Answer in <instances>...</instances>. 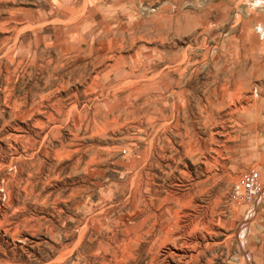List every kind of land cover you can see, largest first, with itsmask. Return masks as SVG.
Returning <instances> with one entry per match:
<instances>
[{
  "label": "rangeland",
  "instance_id": "1",
  "mask_svg": "<svg viewBox=\"0 0 264 264\" xmlns=\"http://www.w3.org/2000/svg\"><path fill=\"white\" fill-rule=\"evenodd\" d=\"M40 1L0 0V264H263L261 206L233 187L264 0H175L173 108L134 77L92 85L87 52L25 29Z\"/></svg>",
  "mask_w": 264,
  "mask_h": 264
},
{
  "label": "crops",
  "instance_id": "2",
  "mask_svg": "<svg viewBox=\"0 0 264 264\" xmlns=\"http://www.w3.org/2000/svg\"><path fill=\"white\" fill-rule=\"evenodd\" d=\"M174 4L175 0H41L35 7L25 9L22 15L25 29L40 34L39 38L67 39L87 52L75 54V57L92 65V85L101 87L104 80L110 77H134L140 81L135 86L138 102L141 100L146 104L154 98L157 101L165 99L167 108H173L175 74L182 71L176 63L181 62L184 56L179 54L175 59L167 52L159 54L158 45L164 44L163 39L175 35L178 28H173L170 36L164 32L168 25L159 27L158 22L159 19L168 21V17L173 22ZM178 6L180 9L181 6ZM205 11L202 9L199 12L203 13V18L198 16L202 30H206ZM146 14L150 15L147 17ZM183 18L181 12L180 20ZM185 31L180 28L176 32L183 36ZM9 61L13 60L8 58ZM144 92L150 97L141 95ZM241 122L243 132L237 144V169L243 172L255 169L259 173L261 191L254 204L261 206L263 220L259 224L262 231L258 233L259 247L256 252L261 254L264 264L263 93L256 97Z\"/></svg>",
  "mask_w": 264,
  "mask_h": 264
},
{
  "label": "built area",
  "instance_id": "3",
  "mask_svg": "<svg viewBox=\"0 0 264 264\" xmlns=\"http://www.w3.org/2000/svg\"><path fill=\"white\" fill-rule=\"evenodd\" d=\"M259 173L250 169L242 174L238 183L233 187L234 196L241 197L245 202H252L260 194Z\"/></svg>",
  "mask_w": 264,
  "mask_h": 264
}]
</instances>
